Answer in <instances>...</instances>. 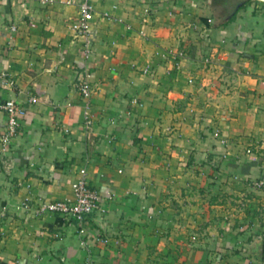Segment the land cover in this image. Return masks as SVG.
Wrapping results in <instances>:
<instances>
[{
	"label": "crops",
	"instance_id": "crops-1",
	"mask_svg": "<svg viewBox=\"0 0 264 264\" xmlns=\"http://www.w3.org/2000/svg\"><path fill=\"white\" fill-rule=\"evenodd\" d=\"M79 1L0 0V103L26 108L0 149V264H264V0H89V129ZM83 166L86 236L14 209L71 197Z\"/></svg>",
	"mask_w": 264,
	"mask_h": 264
},
{
	"label": "built area",
	"instance_id": "built-area-1",
	"mask_svg": "<svg viewBox=\"0 0 264 264\" xmlns=\"http://www.w3.org/2000/svg\"><path fill=\"white\" fill-rule=\"evenodd\" d=\"M48 2L52 0H42ZM78 17L70 24V29L75 34L84 36V44L82 46V60L84 62L81 71L78 74L76 87L83 100L85 114L84 127L89 129L92 124L90 118V98L92 95L91 72L86 62L91 56V49L88 39V30L93 19L92 6L89 0H80L77 3ZM14 29V27L12 28ZM0 84L3 86L12 85V81L8 80L5 73H0ZM36 97L29 98V102L35 103ZM0 109L5 113V122L0 133V149L5 150L12 141L19 135L21 131V122L26 114L24 104L14 98H7L0 103ZM213 135L218 137L220 143H224L221 139L219 131H214ZM71 197L63 199H50L38 203H30L28 198L15 204L14 209L29 212L30 215L39 217L45 214H57L63 216L67 220L74 221L77 234L82 238L88 234L85 222L87 217L100 210L101 194L99 190L90 184L87 178L86 167H80L70 184ZM3 214V213H2ZM93 239L100 242H106L99 233L91 232ZM86 240H80V246L86 247ZM81 264H92L91 259L86 255Z\"/></svg>",
	"mask_w": 264,
	"mask_h": 264
},
{
	"label": "rangeland",
	"instance_id": "rangeland-1",
	"mask_svg": "<svg viewBox=\"0 0 264 264\" xmlns=\"http://www.w3.org/2000/svg\"><path fill=\"white\" fill-rule=\"evenodd\" d=\"M213 133H214V132H213ZM219 134H220V133H219ZM213 137H215V136L213 135ZM215 138H216V139L218 140V142H219V139H218V137H215ZM221 139H222V137H221ZM219 144H221V145H225V144H226V142H225V140H224V143H223V144H222V143H220V142H219ZM78 169H79V168H78ZM78 169H77V170H78ZM77 170H76V171H77Z\"/></svg>",
	"mask_w": 264,
	"mask_h": 264
}]
</instances>
